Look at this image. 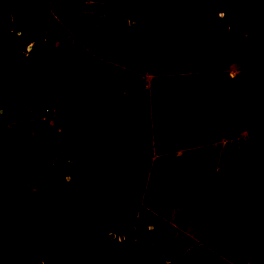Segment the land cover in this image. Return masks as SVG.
<instances>
[{
	"label": "rangeland",
	"instance_id": "obj_1",
	"mask_svg": "<svg viewBox=\"0 0 264 264\" xmlns=\"http://www.w3.org/2000/svg\"><path fill=\"white\" fill-rule=\"evenodd\" d=\"M28 1L0 0V9L12 4L20 15ZM139 5L48 0L41 7L23 54L26 69L9 96L14 129L0 127V179L9 171L12 181L30 185L34 207L59 234L94 236L97 247L67 255L64 264H246L264 247V16L227 18L223 0H164L143 17ZM243 56L241 69L228 66ZM51 62L66 72L58 67L63 74L56 75ZM31 76L37 81L16 93ZM25 109L43 122L15 124ZM241 126L252 133L232 139ZM114 128L150 135L155 161L92 159L108 149L95 137ZM73 156L80 165L66 179L56 164ZM213 158L222 170L210 196ZM177 208L196 214L183 231L173 224ZM111 228L123 233L110 236ZM141 230L161 241L155 245ZM0 264L40 263L9 249Z\"/></svg>",
	"mask_w": 264,
	"mask_h": 264
},
{
	"label": "trees",
	"instance_id": "obj_2",
	"mask_svg": "<svg viewBox=\"0 0 264 264\" xmlns=\"http://www.w3.org/2000/svg\"><path fill=\"white\" fill-rule=\"evenodd\" d=\"M52 3L56 0H50ZM175 3L177 0H169ZM231 8L225 11V17L230 18L241 13H256L264 16V0H223ZM48 0H29L25 10L20 15L13 13L11 32L8 39L0 47V98L6 104V87L22 71V60L26 46L30 43L38 12ZM164 6V0H140L138 15L147 16ZM59 7V6H58ZM14 10V7L12 8ZM4 117H0V124ZM152 151L150 135H139L119 138L112 143L114 164H123L148 158ZM63 174H70L76 167L72 164L60 168ZM53 171V169H52ZM73 171V172H74ZM72 172V173H73ZM53 173V172H52ZM190 221V215L176 210L173 213V224L180 230H185ZM111 232L122 230L112 229ZM151 240L155 245L159 238L153 230L136 232ZM93 235L60 236L49 223L33 207L30 191L26 184H19L12 189L10 199L3 213L0 224V259L9 249H16L32 255L40 264H62L68 254L84 249L96 243ZM49 257H54L51 261Z\"/></svg>",
	"mask_w": 264,
	"mask_h": 264
},
{
	"label": "crops",
	"instance_id": "obj_3",
	"mask_svg": "<svg viewBox=\"0 0 264 264\" xmlns=\"http://www.w3.org/2000/svg\"><path fill=\"white\" fill-rule=\"evenodd\" d=\"M6 6V9L5 10H3V9H0V23L3 25V27H4V34L2 35V36H0V47L5 43V41L8 39V37H9V35H10V32H11V21H12V16H13V7L14 6H12V4H5ZM12 13V14H11ZM248 59V58H247ZM246 57L245 56H243V58H241L240 60H239V64L238 65H235L233 62H235L234 60H231V58H229V60H228V63H229V65L228 66H231L230 65V63L232 62V66L233 67H239L240 69H241V67L242 66H244V65H242V64H244V62H246ZM260 59V58H259ZM261 63H262V61H260ZM235 63H237V62H235ZM34 64H37V63H34ZM59 64V65H58ZM63 64V65H62ZM49 65H50V69H52V70H54L53 72L54 73H56V75L58 74V75H61V74H63V73H65L66 72V69H67V67H66V65L64 64V63H57V62H51V63H49ZM58 67H61L62 68V70H63V73H61V72H59V73H57L56 71H55V69H57ZM25 69H26V66L23 68L22 67V71H21V73L18 75V76H20L24 71H25ZM54 75V74H53ZM50 76L49 77V79H47V80H49L52 84V86H53V90L51 91V93H50V95L52 96V97H55L56 96V91L59 89V87H57L58 85H59V81L58 80H55V79H53L54 78V76ZM17 76V77H18ZM17 77L10 83V84H8V86L6 87V95H5V98H6V104H5V106H4V108L2 109L1 107H0V111L1 112H3V117H4V122L2 123V124H0V127H8L7 129H14V126H12V125H10V126H8V123L10 122L9 120H8V114H9V96H10V92L12 91V85L14 84V81L17 79ZM37 81V78H35L34 76H31V77H28V78H25V79H23V83H22V87L20 88V89H14L15 90V92L17 93L18 92V94H20V95H24V92L26 91V86L28 85V84H33V83H35ZM63 84L64 85H68L69 84V81L68 80H64V82H63ZM23 86H25V87H23ZM49 86V85H48ZM56 89V90H55ZM38 91V93H40L41 94V92L43 91V90H37ZM0 103H3L2 102V97L0 98ZM46 110V109H45ZM23 111H25V112H23ZM22 111V113H23V115L21 116V117H19V119H17V122H15V124L16 123H27V124H33V123H35V124H38L39 122H43V117H40L39 115H36L35 114V112L34 111H31L30 109H25V110H23ZM240 115V114H239ZM241 116H242V114H241ZM53 117V119L55 118V117H57V115L56 114H54V116H52ZM45 120V119H44ZM34 125V124H33ZM5 128V129H6ZM251 128H254L253 126H251ZM256 128V127H255ZM82 133V132H81ZM100 133V132H99ZM99 133H98V135H97V137H95V139H94V137L93 138H89V139H87V140H89V141H93V139L96 141V142H98V141H104L107 145H108V149H107V152L106 153H103L101 150H98L96 153H92V155H91V158L92 159H98V158H100L101 156H103V155H106V157H107V159H108V161L109 162H111V164H113V165H119V164H114L113 163V154H112V143H113V141H115V140H117V139H119V138H127V137H132V136H139V135H143L142 133L140 134H132V133H128V132H125L124 130H121V129H119V128H114V130L111 132V133H105L104 135H103V137H102V139H100L98 136H99ZM250 133H252L251 131H247V129L246 128H244L243 126H241V130L239 131V133L237 134H235V137H233L232 139H240L241 137H247V135L248 134H250ZM77 135V134H76ZM79 139V141H80V143L81 142H83V139L81 138V136L78 138ZM227 140V139H226ZM226 140L225 141H223L224 142V144H227L226 143ZM98 146L100 145V144H97ZM153 150V149H152ZM58 157H56L55 159H54V161L57 159ZM68 159H71V160H73V161H75L76 163H77V168H76V170L73 172V173H70V174H66V175H63L66 179H69L70 178V176L72 175V174H74V173H76L77 172V170H78V168H79V161H78V159H77V157H75V156H73L72 158H70V157H68ZM142 160H149L150 162H154L155 161V159L153 158V157H150V158H145V159H141V160H137V161H142ZM53 161V162H54ZM132 162H134V161H132ZM129 163V162H128ZM123 164H125V163H123ZM210 166H209V171H211L212 172V174L209 176V178H212V181H211V183H210V185H209V189H208V195H210V196H213L214 195V193H215V180H214V177H215V175H216V173L217 172H219L220 170H222L221 169V167H220V161H218L217 163H216V161H215V158H213V159H209V163H208ZM210 167H212L211 169H210ZM52 169H53V164H52V166H51V173H52ZM229 171V170H228ZM8 174H10L9 176H8ZM53 174V173H52ZM12 177H14V173L13 172H9V171H4L3 172V175H2V179H0V224H1V221H2V218H3V213H4V211H5V209H6V206H7V204H8V201H9V199H10V195H11V192H12V189L15 187V186H17V185H19V184H26V183H23V182H21V183H18V182H14V181H12L13 179H12ZM27 185V187H28V189H29V191H30V199H31V203H32V197H31V188H30V185H28V184H26ZM32 205H33V203H32ZM33 207H34V205H33ZM35 208V207H34ZM36 209V208H35ZM37 210V209H36ZM176 210H181V211H184V212H186V213H188L189 215H190V223L191 222H193L195 219H196V214H195V212H193L192 210H188V209H184V208H177ZM176 210H174V211H176ZM38 211V210H37ZM174 211H173V213H174ZM38 213H39V211H38ZM40 214V213H39ZM41 215V214H40ZM42 216V215H41ZM197 216H198V218H199V220L200 221H202V223H203V221H206V222H208V219H206V220H201V216L199 215V214H197ZM43 217V216H42ZM44 218V217H43ZM215 219H214V221H217L218 220V216H215L214 217ZM45 219V218H44ZM46 220V219H45ZM47 221V220H46ZM48 222V221H47ZM49 223V222H48ZM49 225L52 227V225L49 223ZM203 225H201L200 224V227H202ZM53 228V227H52ZM54 229V228H53ZM113 228H111V229H109L108 230V234L110 235V233H112L113 234V232H111L110 230H112ZM55 230V229H54ZM56 231V230H55ZM183 231V230H182ZM57 232V231H56ZM58 233V232H57ZM59 234V233H58ZM60 236H75V235H61V234H59ZM84 235H87V234H84ZM108 235V236H109ZM114 235V234H113ZM76 236H83V235H76ZM122 238H123V236H122ZM93 247H97V244L96 243H94L93 245H90V246H88V247H86V248H84V249H81V250H78V251H81V253H85V251H87L88 249L87 248H93ZM263 249L262 250H260L259 251V254L260 255H258L256 258H254V255L253 254H249L248 255V257H249V259H248V261L246 262V264H259L260 263V261L259 260H262L261 262H263L262 264H264V247H262ZM233 250H234V248H232ZM75 252H77V251H75ZM72 253H74V252H72ZM71 254V253H70ZM69 255V254H68ZM83 255V254H82ZM84 256L85 257H87L86 256V254H84ZM35 260V259H34ZM36 262V261H35ZM66 262V258H65V261H64V263ZM64 263H62V264H64ZM71 263V262H70ZM229 264H233V263H230L229 262Z\"/></svg>",
	"mask_w": 264,
	"mask_h": 264
},
{
	"label": "built area",
	"instance_id": "obj_4",
	"mask_svg": "<svg viewBox=\"0 0 264 264\" xmlns=\"http://www.w3.org/2000/svg\"><path fill=\"white\" fill-rule=\"evenodd\" d=\"M71 160H69V161H60V162H58L57 164H56V166H57V168H61L63 165H65V164H71Z\"/></svg>",
	"mask_w": 264,
	"mask_h": 264
},
{
	"label": "water",
	"instance_id": "obj_5",
	"mask_svg": "<svg viewBox=\"0 0 264 264\" xmlns=\"http://www.w3.org/2000/svg\"><path fill=\"white\" fill-rule=\"evenodd\" d=\"M110 236H113V234H112V233H110ZM120 237L122 238V235H121Z\"/></svg>",
	"mask_w": 264,
	"mask_h": 264
}]
</instances>
